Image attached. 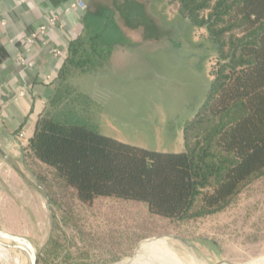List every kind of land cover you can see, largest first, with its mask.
<instances>
[{
    "label": "rangeland",
    "instance_id": "1",
    "mask_svg": "<svg viewBox=\"0 0 264 264\" xmlns=\"http://www.w3.org/2000/svg\"><path fill=\"white\" fill-rule=\"evenodd\" d=\"M132 2L143 12L141 25L129 31L134 41L129 46L109 23L98 32L80 59L83 70L67 75L72 92L66 111L117 141L179 153L183 129L206 99L215 48L207 32L183 18L175 5ZM122 52L124 60L112 59ZM19 177L21 184L4 171L0 178V230L28 240L39 264H121L154 238H165L178 256L203 264L264 258V175L223 211L187 223L151 215L139 202L100 198L81 204L52 170L31 161ZM0 243V264H28L24 251Z\"/></svg>",
    "mask_w": 264,
    "mask_h": 264
},
{
    "label": "trees",
    "instance_id": "2",
    "mask_svg": "<svg viewBox=\"0 0 264 264\" xmlns=\"http://www.w3.org/2000/svg\"><path fill=\"white\" fill-rule=\"evenodd\" d=\"M164 1L204 29L216 53L206 99L183 129L184 150L132 146L66 111L72 92L67 75L83 70L79 62L88 47L76 44L60 72L62 88L22 147L23 161L52 170L81 204L100 198L139 202L151 215L187 223L223 211L264 175V0ZM114 2L125 26L141 25L138 3Z\"/></svg>",
    "mask_w": 264,
    "mask_h": 264
},
{
    "label": "crops",
    "instance_id": "3",
    "mask_svg": "<svg viewBox=\"0 0 264 264\" xmlns=\"http://www.w3.org/2000/svg\"><path fill=\"white\" fill-rule=\"evenodd\" d=\"M74 1L0 0V81L5 89L0 98V178L4 171L17 184L22 183L19 175L24 169L23 145L17 135L24 129L27 142L38 117L50 109L52 99L62 88L60 72L70 58L69 47L93 44L108 23L124 33V42L129 46L134 41L131 31L136 28L125 26L114 0H83L84 11L69 10ZM56 13L61 14L64 29L48 31L28 55L34 65L20 66L15 58L24 50L27 35ZM52 48L66 50V54L55 58L50 53ZM125 57L124 52L112 55L116 61ZM19 91H24V96L16 99Z\"/></svg>",
    "mask_w": 264,
    "mask_h": 264
},
{
    "label": "built area",
    "instance_id": "4",
    "mask_svg": "<svg viewBox=\"0 0 264 264\" xmlns=\"http://www.w3.org/2000/svg\"><path fill=\"white\" fill-rule=\"evenodd\" d=\"M72 9H80L84 11L86 9V5L83 2V0H75L73 3L69 5V10ZM61 14L56 13L51 15L47 18L44 24H41L38 26V28L31 32L27 37L25 38V47L21 54L17 55L15 60L16 62L24 67V68H31L34 63L32 60L28 58V55L32 52L34 46L38 41H41L44 36L47 34L48 31L53 29H64L63 24L61 22ZM66 50L60 49V48H52L50 49V53L55 58H61L63 57L66 52ZM4 87L3 84L0 81V98L4 94ZM24 96V91H19L16 95V99H19ZM15 100V99H14ZM18 140L21 142L22 145L26 144V131L20 130V132L17 135Z\"/></svg>",
    "mask_w": 264,
    "mask_h": 264
},
{
    "label": "bare ground",
    "instance_id": "5",
    "mask_svg": "<svg viewBox=\"0 0 264 264\" xmlns=\"http://www.w3.org/2000/svg\"><path fill=\"white\" fill-rule=\"evenodd\" d=\"M2 244V243H0ZM1 247V246H0ZM1 259V254H0ZM15 263V262H14ZM121 264H203L193 256L180 257L169 247L165 238L143 241L134 256ZM245 264H264V258Z\"/></svg>",
    "mask_w": 264,
    "mask_h": 264
},
{
    "label": "water",
    "instance_id": "6",
    "mask_svg": "<svg viewBox=\"0 0 264 264\" xmlns=\"http://www.w3.org/2000/svg\"><path fill=\"white\" fill-rule=\"evenodd\" d=\"M10 242L14 247L24 251L28 257V264H36L37 255L32 244L23 237H19L3 230H0V242Z\"/></svg>",
    "mask_w": 264,
    "mask_h": 264
}]
</instances>
